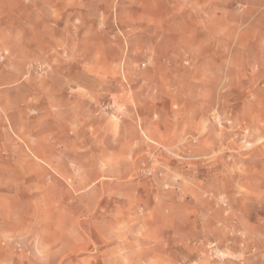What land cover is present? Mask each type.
Wrapping results in <instances>:
<instances>
[{"label": "rangeland", "instance_id": "374dc122", "mask_svg": "<svg viewBox=\"0 0 264 264\" xmlns=\"http://www.w3.org/2000/svg\"><path fill=\"white\" fill-rule=\"evenodd\" d=\"M0 264H264V0H0Z\"/></svg>", "mask_w": 264, "mask_h": 264}]
</instances>
